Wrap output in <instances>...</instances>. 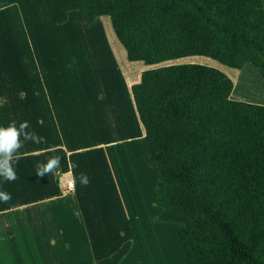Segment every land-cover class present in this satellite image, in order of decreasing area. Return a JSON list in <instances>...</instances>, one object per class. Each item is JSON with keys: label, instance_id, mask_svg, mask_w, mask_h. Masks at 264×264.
<instances>
[{"label": "trees", "instance_id": "16d2710c", "mask_svg": "<svg viewBox=\"0 0 264 264\" xmlns=\"http://www.w3.org/2000/svg\"><path fill=\"white\" fill-rule=\"evenodd\" d=\"M32 1L56 25L72 11L87 25L109 17L128 61L151 67L131 90L158 178L152 203L156 222L183 225L191 264H264V105L232 99L238 77L176 63L251 64L264 78V0ZM131 248L96 264H121Z\"/></svg>", "mask_w": 264, "mask_h": 264}, {"label": "crops", "instance_id": "0c3cea01", "mask_svg": "<svg viewBox=\"0 0 264 264\" xmlns=\"http://www.w3.org/2000/svg\"><path fill=\"white\" fill-rule=\"evenodd\" d=\"M18 1L22 0H0V14L5 13L4 20L13 35L16 31L11 27L10 8H17L20 26L25 25L28 33V17L35 15L31 4L22 6ZM7 55L0 39V127L13 122L19 127L27 121L29 130L42 141H25L21 136L23 146L15 154L19 158L13 161L18 178L5 181L0 177V192L11 195L6 203L0 201V264H96L131 241L132 248L121 262L125 264L136 253L141 237L148 235L138 227L147 221V211L153 208L147 201L158 184L154 169L146 166L141 173L137 158H133L134 148L146 149L148 142L132 90L126 92L124 101L121 99V112L116 111L120 116L116 118L117 131L108 130L102 137L93 135L92 143L84 144L77 141L75 132L69 135L66 121L62 128L50 104L53 94L40 59L32 58L35 67L15 75L9 69L12 61ZM30 71H35L38 84L28 76ZM254 83L264 93V81ZM41 94L49 108L39 100ZM236 100L242 101L238 97ZM106 105L112 104L106 101ZM128 144H133L132 148H127ZM58 149L66 152L70 171L38 176L37 164L56 156ZM128 150L132 152L128 154ZM81 173L89 178L87 186L80 182ZM69 182L75 183L73 192L67 191ZM142 195L146 196L144 203ZM117 210H124L123 220L121 215L108 217L110 211ZM103 211H108L107 217ZM152 211L157 218L162 209Z\"/></svg>", "mask_w": 264, "mask_h": 264}, {"label": "rangeland", "instance_id": "374dc122", "mask_svg": "<svg viewBox=\"0 0 264 264\" xmlns=\"http://www.w3.org/2000/svg\"><path fill=\"white\" fill-rule=\"evenodd\" d=\"M18 2H22V6L31 4L35 15L28 17V33L24 30L25 25L20 26L17 8H10L8 13L11 27L16 31L13 35L4 20L5 13L0 14V39L7 57L12 61L9 69L17 75L24 68L35 67L32 58L40 59L44 78L50 81L48 85L53 94L50 104L55 107L62 128L66 121L69 135L75 132L78 142L92 143L93 135L102 137L103 133L108 135V130L117 131L116 118L120 116L116 111L121 112L122 100L128 97L126 92L151 67L142 62L128 61L109 17H102L93 25H87L79 11H72L67 23L56 25L41 15L32 0ZM176 63H195L216 68L229 76L233 83V78L238 77L236 88L234 87L236 97L232 99L236 100L238 97L244 102L264 105V93L254 83L262 82L263 79L251 64L239 71L204 57L187 58ZM34 72L30 71L28 76H32L33 81L38 84L39 79ZM22 77L27 76L23 74ZM39 100L44 102L46 99L41 94ZM106 101L112 105L107 106ZM44 103L49 108L50 105L46 101ZM131 145L133 144H128L127 148H132ZM143 148H134L133 155L140 164L141 173L149 166L146 158L150 154L147 144L146 149ZM130 150L128 154L132 152ZM140 198L144 203L146 196L142 195ZM147 203L158 212L161 211V208L153 205L150 196ZM153 208L147 211V221L141 222L138 227L140 232L146 231L148 235L141 237L136 253L125 264H191L179 236L183 225L157 224ZM122 213L120 210L110 211L108 216V211H103L106 217L121 215L123 220Z\"/></svg>", "mask_w": 264, "mask_h": 264}, {"label": "clouds", "instance_id": "9594fccd", "mask_svg": "<svg viewBox=\"0 0 264 264\" xmlns=\"http://www.w3.org/2000/svg\"><path fill=\"white\" fill-rule=\"evenodd\" d=\"M30 126L27 121H23L16 126L15 122L11 123L8 127H0V177L5 181H14L18 177L13 168L14 159L19 157L15 154L23 146L21 143V136L25 141H32L40 143L42 138L39 137L34 131L29 130ZM61 156H53L48 159L46 163H38L36 166V173L38 176L61 171ZM80 182L82 185L87 186L89 178L86 174L81 173ZM11 199V195L5 192H0V201L7 202Z\"/></svg>", "mask_w": 264, "mask_h": 264}, {"label": "built area", "instance_id": "2783aa9c", "mask_svg": "<svg viewBox=\"0 0 264 264\" xmlns=\"http://www.w3.org/2000/svg\"><path fill=\"white\" fill-rule=\"evenodd\" d=\"M75 189V183L74 182H69L67 185V191L68 192H73Z\"/></svg>", "mask_w": 264, "mask_h": 264}, {"label": "bare ground", "instance_id": "6f19581e", "mask_svg": "<svg viewBox=\"0 0 264 264\" xmlns=\"http://www.w3.org/2000/svg\"><path fill=\"white\" fill-rule=\"evenodd\" d=\"M237 80V79H236Z\"/></svg>", "mask_w": 264, "mask_h": 264}]
</instances>
